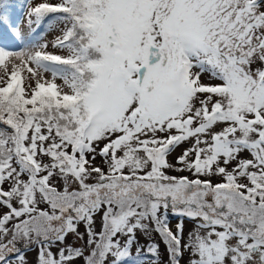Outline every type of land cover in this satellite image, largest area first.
<instances>
[{
	"label": "snow or ice",
	"instance_id": "obj_1",
	"mask_svg": "<svg viewBox=\"0 0 264 264\" xmlns=\"http://www.w3.org/2000/svg\"><path fill=\"white\" fill-rule=\"evenodd\" d=\"M19 9L0 0V264H264V0Z\"/></svg>",
	"mask_w": 264,
	"mask_h": 264
},
{
	"label": "trees",
	"instance_id": "obj_2",
	"mask_svg": "<svg viewBox=\"0 0 264 264\" xmlns=\"http://www.w3.org/2000/svg\"><path fill=\"white\" fill-rule=\"evenodd\" d=\"M15 3L17 4V12H19L20 11V9H19V0H15Z\"/></svg>",
	"mask_w": 264,
	"mask_h": 264
},
{
	"label": "rangeland",
	"instance_id": "obj_3",
	"mask_svg": "<svg viewBox=\"0 0 264 264\" xmlns=\"http://www.w3.org/2000/svg\"><path fill=\"white\" fill-rule=\"evenodd\" d=\"M49 38H51V37H49Z\"/></svg>",
	"mask_w": 264,
	"mask_h": 264
}]
</instances>
